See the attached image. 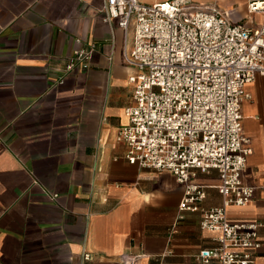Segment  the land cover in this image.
I'll return each instance as SVG.
<instances>
[{
	"label": "crops",
	"instance_id": "0c3cea01",
	"mask_svg": "<svg viewBox=\"0 0 264 264\" xmlns=\"http://www.w3.org/2000/svg\"><path fill=\"white\" fill-rule=\"evenodd\" d=\"M249 1L191 3L256 29L263 18L248 14ZM102 3L0 0V264H120L135 254L142 257L134 264H201L196 253L215 245L214 234L198 227L201 212L177 210L182 188L171 174L124 159L115 137L132 103L134 69L122 54L133 26L104 22ZM75 40L94 46L89 67L55 85ZM245 89L242 132L252 153L241 178L254 194L246 206L229 207L227 219L260 225L252 264H264V76ZM193 182L205 186L202 209L221 205L217 172Z\"/></svg>",
	"mask_w": 264,
	"mask_h": 264
},
{
	"label": "built area",
	"instance_id": "2783aa9c",
	"mask_svg": "<svg viewBox=\"0 0 264 264\" xmlns=\"http://www.w3.org/2000/svg\"><path fill=\"white\" fill-rule=\"evenodd\" d=\"M247 12L262 16L258 28L234 24L216 7L191 0H103L98 9L104 22L116 20L122 31L133 26L131 49L122 54L134 69L127 78L132 103L115 139L125 146L128 164L174 177L182 188L179 212H201L198 227L214 234L215 242L194 256L201 264H252L261 246L258 223L227 219L229 207L246 206L254 194L241 178L252 153L241 107L250 98L246 85L264 76V0H250ZM75 43L55 85L72 70L89 67L94 46ZM211 171L218 174L222 202L204 210L205 186L193 179ZM139 257L123 255L120 264ZM81 259L90 256L83 252Z\"/></svg>",
	"mask_w": 264,
	"mask_h": 264
},
{
	"label": "rangeland",
	"instance_id": "374dc122",
	"mask_svg": "<svg viewBox=\"0 0 264 264\" xmlns=\"http://www.w3.org/2000/svg\"><path fill=\"white\" fill-rule=\"evenodd\" d=\"M223 5V4H222ZM224 7H228L226 4H224ZM236 7V6H235ZM244 9H245V7H244ZM240 15V13H238L237 14V16H239Z\"/></svg>",
	"mask_w": 264,
	"mask_h": 264
}]
</instances>
